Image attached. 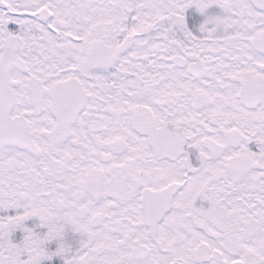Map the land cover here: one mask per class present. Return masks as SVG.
Listing matches in <instances>:
<instances>
[{
	"label": "snow or ice",
	"instance_id": "obj_1",
	"mask_svg": "<svg viewBox=\"0 0 264 264\" xmlns=\"http://www.w3.org/2000/svg\"><path fill=\"white\" fill-rule=\"evenodd\" d=\"M0 264H264V0H0Z\"/></svg>",
	"mask_w": 264,
	"mask_h": 264
}]
</instances>
